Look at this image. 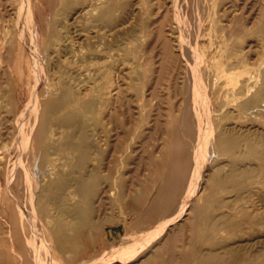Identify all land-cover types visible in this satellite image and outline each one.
Returning <instances> with one entry per match:
<instances>
[{"label":"bare ground","instance_id":"6f19581e","mask_svg":"<svg viewBox=\"0 0 264 264\" xmlns=\"http://www.w3.org/2000/svg\"><path fill=\"white\" fill-rule=\"evenodd\" d=\"M22 1L25 8L24 13H19L21 10L12 6L7 10L11 14V22L4 21V13H2L4 9L0 8V114L3 112L10 114V107H12L14 101L11 87L13 80H17L18 85L23 84V68H16L13 71L10 68L16 42L19 43V51L14 57L15 65L23 63L25 51L29 52L32 65V71L27 81V85L30 87L29 92L27 91V99L23 108L18 112V116H16L21 126L17 138L11 139L15 133L13 123L10 122L9 127L7 126L6 129L4 121L0 119V139L7 134L9 136L8 139L11 140L3 145L4 150L0 152V168L9 167L11 164L13 165L12 167H17L20 164L32 170L31 174L26 172L23 178L25 186L30 192V199L27 200L29 202L27 203L26 197L22 199L20 196L12 194V192L9 195L10 197L7 196L5 188H10L8 187L10 182L4 186L0 180V264H117V262L118 264H127L125 263L126 261H133L138 257H143V253L148 249H150L148 255L144 259L135 260L134 264H173L171 262L173 258L168 261L162 259V253L171 250L170 245L176 242V237L174 236L176 233L174 235L172 233L175 228L171 229L169 225H174L173 223L183 217H185V219L183 218L184 220H192L194 211L199 207L202 209L203 205H199L201 204L200 200H204L206 197L202 189L204 183H209L208 187H210V182H213L216 187H223L224 194H232L233 192L234 195L231 199L235 201L240 199L246 190L249 193L256 192V190L262 191L260 189L261 186L259 187L258 184L261 183L263 185L264 183L261 180L262 178L264 179V126L261 124L264 120L262 116L264 111V103L262 104L264 100V67H260L258 70H251L248 67V60L244 64L242 59H236L237 65L238 61H241L245 66L241 68L242 71L239 68L241 72L237 70L238 68L236 69L237 72H235L232 68H227V64L220 65L219 63L221 68L219 67L220 70L217 68L219 71H216V83L224 79L223 77L225 76V83L222 81L228 88L224 87L227 91L220 92L221 96L217 94L216 98L218 100L213 104L219 107L212 109V97L208 93L210 88L207 89L206 84L207 88L204 86V77L202 72H200V66L205 68L207 64L204 62L205 65H203L202 59L200 60V57L204 55L200 52L202 54L199 57L198 49H196L194 43L190 44V50L186 52V46L182 40V28L186 24L184 10L181 9L182 13H184L181 17H170L169 12L174 11V9L167 7L169 9L166 8L167 11L165 10L166 12L164 11L165 13L161 15L162 2L170 4L171 0H156L155 2L154 0H147V3L150 4V13L147 14L148 21L150 20L148 24L155 26L153 28L157 29L156 34L158 37L156 43L163 37L165 45L168 42L172 44L171 52L174 57L177 60L180 59L186 62L181 63L179 61L181 65L175 66V64H171L172 67H169H178L180 74H185L183 81L180 82L183 87L181 88V102L177 104L179 105V113L176 112L177 114L173 115V120L180 122L190 121L195 125L199 122L197 150L195 149L194 157L191 156L185 164L183 163L185 167H195V169L192 168L191 173H189V190L186 194L184 193V198L180 201L181 204H177L179 206L176 209L174 208L179 212V215H174L175 218L172 216L173 218L164 220V223L147 235H138L133 238V242H142L143 248H137L133 253H129L128 251L131 247L127 246L123 254L114 257H110V254L114 252L112 247L117 245L118 242L109 248L101 250L100 246L104 239L98 236L99 234L97 235V231L112 221V214L110 213L112 206L108 207L106 201V196L109 192L107 187L114 189L109 194L113 198L112 204L115 206L121 203L119 206L121 205L120 207H122L123 202H126L128 198L130 199L128 201L133 203L138 204L139 202V198H134L135 196L133 197L134 199L132 198L133 191L131 187V189L128 188L130 190L124 193L121 190L119 192L117 181L111 180V176L104 173L101 169L103 166H114L115 160L109 159L108 164L103 165L100 158L102 159L108 151V139L113 130L106 117L117 113L118 103L122 100L124 92H127L125 91L127 81L131 83L140 78V72L138 71L139 56H134L132 61L129 59V49L133 48L132 45L130 46L132 42L129 39L138 31H142L134 23L133 16H129V13L123 14L121 8L118 7V0H45L53 14L51 15L50 23L45 29V33L41 34L37 28L38 24L33 1ZM157 1L159 5L156 3ZM0 2L2 1L0 0ZM42 4L43 0H36L38 7H41ZM182 4H185V0H182ZM155 7L158 11L154 9ZM260 11L258 10V12ZM225 14H227V11ZM196 17L198 16L196 15ZM218 17L225 16L217 15L216 18ZM193 18L195 19L194 16ZM241 18H243V15ZM171 19L172 21L168 25L169 28L166 29L167 22ZM143 20H145L144 17ZM216 20H219V18ZM195 21L200 22V20ZM228 26L231 27V25ZM219 27L221 34L219 33L220 38H218L223 43L220 49L222 52L220 53L223 55L225 54L223 51L224 45L228 37L226 38L224 31L222 32L224 25ZM165 30H168L166 31L167 35ZM226 31L228 30L226 29ZM216 35L218 34L216 33ZM232 35L229 36L231 37ZM120 36H124L122 37L124 41L126 39L129 42L124 49L120 47V43L122 44L123 41L118 42V40L120 41L118 39ZM235 36L237 37V35ZM208 38V44H205L204 52H206L207 56L212 55L213 57L217 51L211 34L208 35ZM204 43H207V41ZM161 45H159L160 48ZM229 46H227V50ZM240 46L242 47V45ZM239 47L234 41L229 51L236 57L239 55L242 58L247 55V49L245 48L244 51V47ZM123 50L124 52H121ZM132 51L134 52L136 49ZM143 51L145 53V50ZM149 51H151L150 48ZM160 51L162 52V49ZM164 53H167V51H164ZM147 55L148 57L146 58H149V54ZM161 58L162 56L160 55ZM233 59H229V61L231 60L232 62ZM152 61L154 63L153 59ZM163 63H159V68H161ZM216 63L218 64V61ZM235 65H232V67L234 68ZM229 67H231L230 64ZM230 70L234 72H230ZM170 71L172 73V70ZM10 72L14 75L11 80L9 78ZM148 73L149 69L147 75L150 74ZM180 83H177V85ZM152 97L153 99H158L159 96H156L155 92H153ZM161 97L163 98V96ZM126 101L128 102V99ZM144 101H147V95H144ZM144 103L146 105V102ZM150 103L148 102L147 104ZM176 109L173 111L175 112ZM150 110L147 111L151 112L152 110ZM27 112L33 117L31 124H27L25 121ZM218 118L228 121L232 119L231 124L225 123L219 130L214 145V158H211V161L219 156H223L224 159L214 164L213 168L206 169L204 167H208L207 156L209 154L206 151L209 135L214 133L216 119ZM156 120H159V118L156 117ZM224 122L226 121L224 120ZM206 123L209 124L206 125ZM169 127L168 130L170 129ZM156 128L158 129L157 125ZM169 132L172 131H167V133ZM162 133L165 134L164 132ZM171 137H173L172 134ZM111 155L114 157L115 152L111 153ZM27 156L30 157L31 162H28ZM10 157L14 158L12 163L10 162ZM54 157L57 158L54 159ZM174 163L176 164V162ZM179 163L178 165H182ZM172 166L174 165L172 164ZM6 174L10 176V172L6 171ZM169 180L172 179L169 178ZM167 182L166 184L163 182V184L167 185ZM229 182H231L230 185H228ZM121 185L123 187V184ZM162 188L161 193L159 192L160 194H163V190L165 191V188ZM169 188H171L170 185ZM121 197L124 198L122 199ZM163 199L165 198L163 197ZM256 201L258 200H249L247 204H240L239 202L240 205L237 204V206L232 207L229 212L226 210L220 212V215L215 217L214 230L206 238L208 242L216 247L217 244H224L229 239H234L235 241L236 237H240L239 233L245 230L243 228L244 225L251 229L252 232L256 227L264 228V206H259ZM226 202L225 198H223L222 201L218 202L217 207H230L226 205ZM164 205L165 203H163V207ZM171 209L169 211H172ZM152 210H155V208ZM158 210L160 211L161 209ZM153 213L156 214L154 211ZM158 217L161 218V216ZM164 218L166 219V217ZM220 219L225 220L220 222ZM178 226L180 227V225ZM222 229L225 234L222 231L220 232ZM129 236L125 237L126 240ZM179 238L177 237L178 240ZM260 238L264 239V237ZM156 241L160 242L158 245L162 243L166 245L163 251L162 248L158 250V248L151 247ZM88 242L92 245L89 248ZM175 248L176 251L177 247ZM261 255L263 256L264 254ZM255 257L250 254L246 247L244 249L241 244L236 245L230 242V244L225 245L223 252L218 253L214 249H210L205 255L208 260H197L193 264L257 263L258 261ZM184 261L181 264H187Z\"/></svg>","mask_w":264,"mask_h":264},{"label":"rangeland","instance_id":"374dc122","mask_svg":"<svg viewBox=\"0 0 264 264\" xmlns=\"http://www.w3.org/2000/svg\"><path fill=\"white\" fill-rule=\"evenodd\" d=\"M1 1L2 2H0V4H1L0 8L2 10L4 9L2 11V13H4L3 14V19L5 18L4 21L11 22L10 21L11 20V14H9V12L7 11L8 9L11 8V6L20 9L21 11L19 13H21V12L24 13V11H25L24 3L22 0H19V1L18 0H1ZM32 1H33L35 13H36V21L38 24L37 28L39 30V33L44 34L46 27L48 26V24L51 21V18H52L51 15L53 14V11L47 5L45 0H43V4L41 7H38L36 5V0H32ZM155 1L156 0H154V2ZM204 1H205V3H204ZM204 1L202 2V0H185V4H182V5H181L182 0H171L170 4H167L166 2H162L160 14L161 15L164 14L167 11V9H169L170 7L172 9H174V11L169 12L170 17H173V16L174 17H181L185 13L184 18L186 20V24L182 28V40H183L184 45L186 46V52H189L190 44L194 43L196 46V49H198L197 53H198L199 57L202 53L204 55V56L200 57V60L202 59L201 61L203 63L204 62L207 63L206 65H205V63L203 64V65H205V68L206 67L207 68L205 69L203 66L202 67L200 66V69H201L200 72H202V76L204 77L203 78L204 86L206 84V86L208 88L206 86L205 87L207 89L210 88V90H208L209 91L208 93H209L210 97H212L211 98V107H212V109H214V108L219 107V106H214V104H213V103H215L216 100H218V98H216L217 94L218 95L220 94V96H221L220 92L223 93V92L227 91V89L224 87L228 88V86H225V84H224L225 80H226L225 76L223 77L224 79H221L218 83H216L217 82L216 81L217 80L216 71H219L221 68L219 66V63H220V65L221 64L222 65L227 64V68H232V70H234L235 72H237V70L240 71V69L242 67L244 68V66H245L244 64L247 62V60H248L247 63H249L248 67L251 70H256V69L258 70V68L264 67V40H263V38H264V15H263L264 14V9H263L264 8V1L262 0L260 2V0H256V1L245 0V2H246L245 4H244V0H208V1L204 0ZM252 2H253V4H252ZM256 2H258V3H256ZM156 3L158 4V1ZM163 3L165 6L163 5ZM173 3H174V5H173ZM254 3H256V4L254 5ZM260 4H261V6H260ZM234 5H235V7H234ZM232 6H233V8H232ZM118 7L121 8V10L123 11V14L129 13L130 14L129 16H133L134 18L133 17L132 18H133V21H135L134 23L138 26L140 31H142V32L138 31L132 38L129 39V40H131L130 42H132L130 44V46L131 45L133 46V48L129 49V51H130L129 59H131L130 61H132V59H134L133 58L134 56H136V55L139 56L138 57V62H139L138 71L140 72V78L137 81L131 82V83H130V81H127V84L125 85V88H126L125 91H127V92H124V94L126 96L123 94L122 100L119 101L118 107H117V113L114 114L113 116H107L106 117L107 122L113 128V130H112L110 137H109V139H111V140L109 141V139H108V143H109L108 151L106 152V155L102 157V159L100 158V161H101V163H103V165H106V164H108L109 159L115 160L114 166H111V167H107V166L104 167L103 166L101 169L104 171V173L111 176V180H115V182L117 181L116 183H118V185H119V187H118L119 192L121 190L124 193L125 191H128L132 188L131 189L133 191L132 198L134 196H135L134 198H139L138 199L139 202H138V204L133 203L132 201H128V200H130L128 198V200L126 202L125 201L123 202L122 207H120L121 205L119 206V204H121V203H118V205L115 206L112 204L113 198H111L110 194H109V192L111 190H114V189L112 187H109V186L107 187L109 192L107 193L106 201H107L108 207L112 206L111 207L112 212L110 211V213L112 214L111 215L112 221L109 222L108 224H106L103 228L99 229L97 231V235L99 234L98 236H101L102 239H104L103 243L100 246L101 250L109 248L113 244L118 242L117 245H114L112 247L114 249V252L112 254H110V257H114L117 255L123 254V252H125V249L127 248V246L131 247V249L128 251L129 253H133L137 248H140V247L143 248L144 247L143 243L140 241L139 242L138 241L133 242L132 241L133 238L137 237L138 235H145V234L147 235L149 232H152L153 229L157 228L162 223H164L165 222L164 220H167V219L173 218V217L175 218V216L179 215V212L176 211L175 209L181 204L180 201L183 200L184 195L189 190V188H190V182H189V178H190L189 175L190 174L189 173H191L192 168L195 169V167H191V168L185 167L184 164H185V162L188 161V159L191 156L194 157V152H195V149L197 150L196 147L198 146V142H199V139L197 137L198 136L197 132H199L198 120H197L198 123L196 125L190 121H186V122L184 121L185 122L184 123V122L173 120V115L176 112L179 113V111H178L179 105H177V104H180V102H181L180 101L182 99L181 88L183 87L182 86L183 84H181L180 82L183 81L185 74L182 73V75H181L180 69L178 67H176V68L175 67L169 68V67H172L171 64L172 65L175 64V66L181 65V64H179V61L181 63H186V62L181 61L180 59L177 60L174 57L173 53L171 52L172 51V44L170 42H168L167 43L168 46L165 45V41H164L165 39L163 40V37L156 43L157 37H158V35L156 34L157 29L156 28L154 29L153 27H155V26L151 25L153 28L152 29L150 24H148V23H150L149 22L150 20L148 21L147 14L150 13V4L147 3V0H118ZM167 7H169V8H167ZM201 7H202V10H201ZM196 8H197V11H196ZM207 8H208V10L210 9V11H209L210 13L208 12ZM128 9H131V10H128ZM154 9L156 10L157 8L155 7ZM181 9L184 10L183 11L184 13H182ZM219 9H220V11H219ZM226 9H228V10H226ZM236 10H239V11H236ZM258 10L259 11L261 10V11L258 12ZM156 11H158V10H156ZM226 11H227V14H225ZM235 11H236V13H235ZM196 12H198V13H196ZM215 12H216V14H215ZM217 12H218V14H217ZM261 12H262V14H261ZM196 15L198 17H196ZM217 15L225 16V17H218L219 20H216V19H218V18H216ZM242 15H243V18H241ZM193 16L195 17V19L193 18ZM210 16H212V17H210ZM143 17L145 18L146 22H145V20H143ZM205 19H206V21H205ZM195 20H200V22L195 21ZM202 20H204V21H202ZM171 21H172V19L167 22V26L171 23ZM192 21H194L195 23ZM201 21L204 23L202 24ZM262 21H263V23H262ZM1 22H2V20H1ZM237 22H238V24H236ZM199 24L201 25L200 26L201 28L199 27ZM216 24H218V25H216ZM246 24H248V25H246ZM202 25H203V27H202ZM223 25H224V29H222V32L224 31L223 33H225V37L226 38L228 37L229 40L227 38L225 45H224L223 51L225 54L221 55L222 53H220V52H222V51L220 49L222 48L223 43H221L220 39H219L220 38L219 33L221 34V32L219 31V29H220L219 26H223ZM228 25H231V27H229ZM149 26H150V29H149ZM167 26H166V29L169 28V26L168 27ZM215 27L217 28V31H216ZM199 29H201V30H199ZM226 29L228 31H226ZM210 30H212V31H210ZM166 31H168V30H165V34L167 35ZM216 33L218 35H216ZM210 34L212 37V41L214 42V47L217 51L216 55H213V57H212V55L207 56L206 52H204L205 51V44H208V40H209L208 35H210ZM229 35H232V36L230 37ZM235 35H237V37ZM203 36L206 37V39H204ZM122 37H124V36L118 37V39H120V41L118 40V42L123 41L122 42L123 45L120 43V47L122 49H124L126 47L125 45L129 42H127L126 39L124 41V38H122ZM152 39H154V40H152ZM231 40H233V41L231 42ZM162 41L164 42L163 44H162ZM205 41H207V43H204ZM234 41H235V43H237L238 47L240 45H242V47H244V51H245V48L247 49L246 50V52H247L246 56L241 58L238 55L236 57V55H234L233 53H231L229 51L231 49L230 46H232ZM238 42H239V44H240V42H242V43L239 45ZM227 43H230V44L227 45ZM202 44L204 45V47H202L203 46ZM137 45H139V46H137ZM159 45H161V48ZM163 45H165L164 46L165 48L163 47ZM226 45L227 46L230 45L228 47V50H227ZM242 47L240 46L239 48H242ZM146 48H148V49L146 50ZM149 48L151 51H149ZM225 48H226V51H225ZM135 49H136V51L133 52L132 50H135ZM159 49L160 50L162 49V52ZM143 50H145V53ZM18 51H19V43L16 42L15 48L13 50V56H12V59L10 62L11 63L10 68H11V71L15 70L16 68H20V69L23 68L22 69L24 71L23 84L18 85L17 80H15V81L13 80V82L11 83L12 84L11 87H12V91L14 94L13 95L14 101L12 103V107H10V114L5 113V112L0 114V119H2V121H4V126L6 127V129H7V126L9 127L10 122H12L13 125L15 126V133L11 139L17 138V136L19 135V130H20L21 126H20V121L16 116H18V112L23 108V105L27 99V95H28V92L30 89L29 85H27V81H28L29 74L32 71V69H31V66H32L31 65V57L29 56L28 51L24 52L23 63L15 65L14 57H16V53ZM164 51L165 52L167 51V53H164ZM121 52H124V50ZM200 52H202V53L200 54ZM161 53H163V54H161ZM147 54H149V56H150L149 58H146V57H148ZM156 55H157V57H156ZM160 55L162 56L163 59L162 58L160 59ZM168 56L172 59L170 60V58ZM204 57H206V58L204 59ZM220 57H222V58H220ZM233 57H234V59H233ZM248 57H249V59H248ZM151 58L154 60V63H153ZM174 58H175V60H173ZM216 59H218V60H216ZM229 59H233L232 62H231V60L229 61ZM236 59L237 60L242 59L244 64H242L243 62L238 61V65H237ZM165 60H167V61H165ZM244 60H246V61H244ZM146 61H147V63H146ZM163 61H164V63H163ZM169 61H172L173 63L169 62ZM217 61H218V64L216 63ZM159 63L160 64L163 63L161 65V68H159V66H160ZM257 63H258V65H257ZM260 63H262V64H260ZM229 64L231 67H229ZM146 65H147V67H145ZM167 65H168V67H167ZM232 65L233 66L235 65V67L233 68ZM163 67H165V68L162 69ZM148 69H149V73H150V74L148 73L149 75H147ZM152 69L154 70V72ZM178 69H179V71H178ZM208 69H209V71H208ZM170 70H172V73ZM232 70H230V72ZM177 71L179 74L177 73ZM234 71H232V72H234ZM241 71H242V69H241ZM204 72H206V74H204ZM157 74H158V76H157ZM176 75L177 76L180 75V76L177 77ZM207 75H208V77H207ZM175 76H176V78H175ZM181 76H182V78H180ZM149 77H151L149 79L150 81L152 79L151 82L148 80ZM156 77H158V78H156ZM168 77H170V78H168ZM9 78H10V80L14 78V75L12 72H10ZM174 79H176L177 81L176 80L174 81ZM154 80H156V81H154ZM222 80L224 81V83ZM141 83H142V85H141ZM174 83H176L175 86H174ZM177 83H180L181 85L180 84L177 85ZM147 85H148V87H147ZM159 91H160V93H159ZM153 92H155L156 96H159L158 99H156V98L153 99V97H152ZM165 93H166V95H165ZM144 95H147V101H144ZM161 96H163V98ZM172 98H173V100H172ZM127 99H128V102L126 101ZM144 102H146V105ZM148 102H151L152 104L151 103L147 104ZM263 103H264V100L262 101V104ZM173 104L176 106L174 107ZM159 105H161V106H159ZM175 109H176V111L174 112L173 110H175ZM147 110H150L151 112H149ZM262 116L264 117V111L262 113ZM156 117L159 118V120H156ZM25 119H26L25 121L27 124H31L33 117L31 114H29L27 112ZM224 120L226 122H224ZM157 121L160 122V123L158 122L159 125H158V123H156ZM227 121L228 120L223 119V118L216 119V123H215L216 129H214V133H211L209 135V140H208V144H207V151L206 152L209 155L207 156V160H208L207 166L208 167H204L206 169L207 168H213L212 166L214 164H216L217 162H221L222 159H224L223 156H219L218 158H215L213 161H211V158H214L213 152H214V145L216 142L217 134H218L219 130L221 129L222 125L225 123L232 122V119H229L228 122ZM263 122H264V120L261 122V124H263V126H264ZM207 124H209V123H206V125ZM255 124H257V123L255 122ZM156 125L158 126V129L156 128ZM168 127L170 128L169 130H168ZM144 128H146L148 130H146ZM167 131H172V132L167 133ZM162 132H164L165 134H163ZM182 132H183V134H182ZM161 133H162V135H160ZM171 134L173 137H171ZM133 136H135V137L132 138ZM167 136H169V137H167ZM8 137L9 136H7V134H5L0 139V144H1L0 152H3V150H4L3 145L6 142L11 141L10 139H8ZM116 138H118V139H116ZM190 143H191V145H190ZM188 146H189V148H188ZM114 152H115V155L113 157L111 155V153H114ZM27 158H28V162H31L30 157L27 156ZM55 158H57V157H54V159ZM10 159H11L10 162L12 163L14 158L12 159L10 157ZM162 162H164V163H162ZM174 162H176V164ZM179 162H181V163H179ZM178 163L182 164V165H178ZM172 164L174 166H172ZM12 166L13 165L11 164L9 167H1L0 168V180L2 181L3 185L4 186L7 185L8 182L11 183V184L9 183V186H8L11 189L8 187H7L8 189L5 188L6 195L9 196V195H11V192H12V194H15L16 196L18 195L22 199H25V197H26V201H27L30 199V192H28L27 187L25 186V181L23 180V178L25 177L26 172H28V174H31L32 170L29 169L28 167H23L20 164L17 167H12ZM29 167L31 168V166H29ZM173 167H175V168H173ZM172 170H173V173H172ZM6 171L10 172V176H8V174H6ZM187 171H188V173H187ZM160 172H163V173H160ZM169 178H171L172 180H169ZM261 180L264 182L263 178ZM163 182L165 184L167 182L168 186L163 184ZM121 184H123V187ZM208 184L209 183H206V184L204 183V187H202V189L204 190L205 196H206L205 197L206 200L205 199L200 200L201 204L199 206L203 205L202 209H201V207H199L200 209L198 208V209H196V211H194L193 216H192L193 217L192 220H184L185 217H183L184 219L181 218L180 220H177L175 223H173L174 225H169V228H171V229L175 228L174 230H176V231L173 230V232H172L173 235H174V233H176L174 235L176 237V240H175L176 242L171 244L172 246L170 245L171 250H169L168 252L162 253V259L168 261L170 258L171 259L173 258L171 260V262L173 264H181V262L184 261L185 259L186 260L184 262H186L187 264H193L197 260H205L206 261L208 259L205 258V255L209 252L210 249H214L216 252L221 253L224 251L225 245L230 244V242H231V244L232 243L233 244L235 243L236 245L241 244L244 247V249H245V247L247 248V250L250 252V254H252L253 256H256L255 259L257 258L256 260L258 262L257 263H248V264H263L264 255L262 256L261 254H264L263 253L264 252V239L260 238V237H264V228L256 227V228H254L255 230L252 232L251 229L247 228V226L244 225L243 228H245V230L242 233H239L240 237H236V240L239 241L238 242L239 244L237 243L236 240L234 241V239H229L228 242H225L224 244H217L215 247V245L210 244L206 238H208V234L214 230L213 228L215 227V217L220 215V212H222L223 210H226L229 212L232 207L237 206V204L238 205L247 204L249 200L250 201L251 200L252 201L258 200L259 202L256 201L257 204H259V206L260 205L264 206V188H263L264 183H263V185L261 183H260L261 185L258 184L259 187L261 186L260 189L262 191L256 190V192L254 191V192L249 193L246 190L243 192V195L240 197V199H238L236 201L231 199L232 196L234 195L233 192H232V194L231 193L224 194L223 193V187L222 188L216 187V186H214L213 182H210V187H208L209 186ZM230 184H231V182L228 183V185H230ZM169 185L171 186V188H169ZM162 187L165 188V191L163 190V194H160L161 193L160 191H162V189H163ZM128 188H130V189H128ZM170 189H171V191H170ZM163 195H165V196H163ZM142 196H144V197L142 198ZM252 196H253V198H252ZM163 197L165 199H163ZM121 198L123 199L124 197H121ZM121 198H120V200H121ZM223 198H225V200L227 201L226 205H228L230 207H224V208H218L217 207L218 202L222 201ZM140 199H143V200L140 201ZM177 200H178V202H177ZM142 201H143V203H141ZM161 201H163V202H161ZM169 202H170V204H172L171 206H170ZM204 202H206V203H204ZM239 202H240V204H239ZM27 203H29V202L27 201ZM163 203H165L164 207H163ZM174 203H175V205H173ZM177 204H179V205H177ZM148 206H149V208H148ZM150 206H152L153 208ZM154 208H155V210H152ZM168 208H170V209L172 208L171 209L172 211H169L170 209H168ZM158 209H161V210L159 211ZM216 209H217V211H216ZM219 209H221V210H219ZM153 211L156 214H154ZM157 211H158V213H157ZM157 214H158V216H161V218H159L157 216ZM125 215H126V217H124ZM167 216H169V217H167ZM164 217H166V219ZM224 220L225 219H220V222H222ZM178 225H180V227ZM176 226L179 228H177ZM167 230L169 231V229H167ZM221 231H222V233L224 232V234H225V231L223 229L220 230V232ZM21 236L23 238L22 232H21ZM126 236H129L128 237L129 240L128 239L126 240V238H125ZM177 237H180L179 240L177 239ZM123 238H125V239H123ZM161 240L163 241V239H161ZM254 241L256 242V244ZM128 244H130V245H128ZM158 244H160V242L156 241L152 244L151 247L158 248V250H161V248H162V251H163L164 248L166 247V245L164 243H162L161 245H158ZM254 244H255V246H254ZM156 245H158V246H156ZM203 245H205V246H203ZM218 245L220 248L218 247ZM91 246H92L91 243L88 242V248ZM118 246H119V248H117ZM171 247H173V248H171ZM175 247H177L176 251H175V249H176ZM183 247H184V250H183ZM149 252H150V249H148L147 251H145L143 253V257H138V258L134 259L133 261H126L125 263L134 264L135 260L144 259L145 256L148 255ZM256 252H258V253H256ZM185 254H186V256H185ZM189 258H190V260H189ZM117 264H118V262H117Z\"/></svg>","mask_w":264,"mask_h":264}]
</instances>
